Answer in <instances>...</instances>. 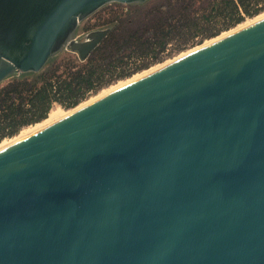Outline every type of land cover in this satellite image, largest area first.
I'll return each instance as SVG.
<instances>
[{"label": "water", "instance_id": "obj_1", "mask_svg": "<svg viewBox=\"0 0 264 264\" xmlns=\"http://www.w3.org/2000/svg\"><path fill=\"white\" fill-rule=\"evenodd\" d=\"M145 1L0 0V84ZM0 264H264V18L1 150Z\"/></svg>", "mask_w": 264, "mask_h": 264}, {"label": "trees", "instance_id": "obj_2", "mask_svg": "<svg viewBox=\"0 0 264 264\" xmlns=\"http://www.w3.org/2000/svg\"><path fill=\"white\" fill-rule=\"evenodd\" d=\"M260 3L264 0H147L125 5L126 10L114 11L108 19V32L84 64L68 67L62 76L60 63L49 59L39 72L0 84V140L44 119L54 102L75 106L87 92L129 75L124 66L128 59L138 58L137 69L147 68L168 43L181 45L198 35H217L239 23L243 14L259 12Z\"/></svg>", "mask_w": 264, "mask_h": 264}, {"label": "rangeland", "instance_id": "obj_3", "mask_svg": "<svg viewBox=\"0 0 264 264\" xmlns=\"http://www.w3.org/2000/svg\"><path fill=\"white\" fill-rule=\"evenodd\" d=\"M259 6H262L263 8L259 12H257L256 14L250 15V16L243 14V19L239 22L240 24H243V22H244L243 25H240L239 23H237V24L229 27L228 29L220 31L217 35H214V36L198 35V36H195L193 39H191V41H189L185 44L181 43V45L179 42H176V41H172V42L168 43L164 49L159 51V53L157 54V58L153 59L151 64L147 68L137 69L138 65L141 64V60L138 58L128 59L126 65H124V66H126L125 70H128L131 72L129 75L113 78L111 81L101 85L96 90L87 92L85 97L83 99H81L79 101V103H77L75 106L65 107L64 105H62L59 102H54L52 104L47 116L44 119H42L41 121L32 123V124L26 125V126L22 127L16 134L9 136V137H4L3 139H1L0 140V151L11 146V145H13L16 142L28 137L29 135L51 125L52 123L70 115L71 113H73V111L75 112V111L81 109L82 107H85V105L87 106V105L109 95L110 93L134 82V78L136 81L139 78L159 69V67L160 68L163 67L164 64L166 65L172 61H175V60L187 55L188 53H190L191 50L192 51L196 50V47L200 48L201 47L200 45H202L203 43L204 44L202 46L207 45L206 41L210 40V42H208V43H211V42L215 41L217 37H220V36L224 37L226 35L225 32H227V31H228L227 33L230 34V33L234 32L238 29H241V28H243V27H245L251 23L256 22L255 19L259 18V20H260V19L264 18L263 17L264 15H262L264 13V3H260ZM123 10H126V6L124 4L109 3V4L103 5L98 10H96L95 12H93L92 14L87 16L85 19H83L79 23V25L76 29V32H75V38H77L78 40H83L85 37V34L88 31L95 30V29L108 28L109 26L106 22L108 21V19L113 17L114 11H123ZM256 15H262V16L257 17ZM253 18H255V19L253 20ZM251 20H253V21L251 22ZM245 22H246V24H245ZM237 25H238V28L236 29L235 27H237ZM86 26H91V29L88 31H85L84 27H86ZM231 30H233V31H231ZM222 33L224 36L221 35ZM222 37H220V38H222ZM51 59H54L55 61L60 63V66L58 68V72L62 76L66 75L68 67L71 68L72 66H80V65L84 64V60L79 58L78 53L76 51H72L68 48H64V49L60 50ZM159 64H163V65L161 66ZM156 65H158V68ZM155 67H156V69H155ZM146 70H147V72H146ZM142 72H144V73H142ZM137 75H139L138 78H137ZM105 78H107V77H105ZM81 104H82V106H81ZM78 106H79V108H78ZM74 108H76V109L73 110Z\"/></svg>", "mask_w": 264, "mask_h": 264}, {"label": "bare ground", "instance_id": "obj_4", "mask_svg": "<svg viewBox=\"0 0 264 264\" xmlns=\"http://www.w3.org/2000/svg\"><path fill=\"white\" fill-rule=\"evenodd\" d=\"M262 15H264V13H263ZM262 15H256V16L258 17V16H262ZM256 16H255V17H256ZM257 17H256V18H257ZM263 17H264V16H263ZM254 19H255V18H253V20H254ZM253 20H251V22H252ZM255 20L258 21L259 18H258V19H255ZM239 24H240V23H239ZM243 24H244V22H243ZM243 24H240V25H243ZM245 24H246V22H245ZM235 28L237 29V28H238V25H237V27H235ZM239 28H240V27H239ZM231 31H233V30H231ZM227 32H228V31H227ZM227 32H225L226 35H228ZM225 33H224V34H225ZM229 33H230V32H229ZM221 35H223V33H222ZM226 35H225V36H226ZM219 36H220V35H219ZM223 36H224V35H223ZM220 37H222V36H220ZM220 37H217V38L215 37V38H216V40H218V39H220ZM213 39H214V38H213ZM214 40H215V39H214ZM212 41H213V40H212ZM206 42H207V43H206ZM206 42H205L206 44H209L208 42H210V40H209V41H206ZM203 44H204V43H203ZM203 44H202V45H203ZM202 45H200V46L202 47ZM198 47H199V46H198ZM196 49H198V48L196 47ZM193 50H194V49H193ZM191 51H192V50H191ZM191 51H190V52H191ZM187 53H188V52H187ZM184 55H185V54H184ZM182 56H183V55H182ZM179 57H180V56H179ZM159 65L162 66L163 64H159ZM164 65H165V64H164ZM156 66H157V68H158V65H156ZM153 67H154V66H153ZM159 68H160V67H159ZM155 69H156V67H155ZM150 70H151V69H150ZM146 72H147V70H146ZM148 72H149V71H148ZM150 72H151V71H150ZM142 73H144V72H142ZM142 73H141V74H142ZM141 74H140V75H141ZM145 74H146V73H145ZM143 75H144V74H143ZM143 75H142V76H143ZM138 77H139V75H137V78H138ZM133 78H134V77H133ZM132 81H133V80H132ZM134 81H135V78H134ZM104 94H105V93H104ZM93 100H94V99H93ZM89 102H90V101H89ZM83 104H84V103H83ZM87 104H88V103H87ZM81 106H82V104H81ZM81 106H80V107H81ZM83 106H84V105H83ZM85 106H86V105H85ZM78 108H79V106H78ZM82 108H83V107H82ZM75 109H76V108H74L73 110H75ZM73 110H72V111H73ZM73 112H74V111H73ZM43 125H44V124H43Z\"/></svg>", "mask_w": 264, "mask_h": 264}]
</instances>
